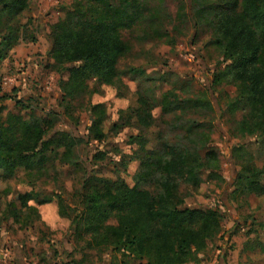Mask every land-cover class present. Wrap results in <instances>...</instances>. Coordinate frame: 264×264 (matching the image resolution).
Wrapping results in <instances>:
<instances>
[{
  "label": "rangeland",
  "instance_id": "1",
  "mask_svg": "<svg viewBox=\"0 0 264 264\" xmlns=\"http://www.w3.org/2000/svg\"><path fill=\"white\" fill-rule=\"evenodd\" d=\"M137 1L138 18L120 31L130 47L116 64L125 87L91 78L85 91L72 95L63 88L68 64H58L50 54V32L73 0H30L21 14L0 12V52L5 50L3 37L13 44L0 60L3 114L50 121L49 136L56 131L76 135L73 145L65 144L69 137L63 139L65 148L71 147L67 160L61 147L39 169L19 167L10 178L0 179V264H139L127 253L89 244L90 236L74 223L82 210L79 193L83 182L96 175L133 186L141 157L162 140L185 143V126L191 121L203 124L218 149L224 180L206 181L198 190L179 183L185 205L212 207L219 214L206 247L184 264H264V196L233 192L240 167L233 148L253 138L237 132L246 111L231 109L235 86L213 83L225 62L212 29L195 22L192 0ZM138 91L154 105L149 129L128 119L127 108L136 104ZM199 98L207 105L190 101ZM178 101L186 103L172 109ZM97 109L105 112L100 141L89 130ZM142 135L147 142L141 147ZM100 152L103 158L97 159ZM32 189L37 194L22 208L19 195ZM8 201L19 208L17 218L5 209ZM108 222L116 224V219Z\"/></svg>",
  "mask_w": 264,
  "mask_h": 264
},
{
  "label": "trees",
  "instance_id": "2",
  "mask_svg": "<svg viewBox=\"0 0 264 264\" xmlns=\"http://www.w3.org/2000/svg\"><path fill=\"white\" fill-rule=\"evenodd\" d=\"M29 1L0 0V12L21 14ZM192 1L196 5L195 22H206L211 27L225 62L216 71L213 83L228 82L235 86L231 109L246 111L238 122L237 132L253 138L233 148L240 166L233 192L264 196V0ZM114 2L73 0L72 7L66 8L54 23L50 54L58 64H68L69 77L63 86L66 94L85 91L91 78L102 84H118L121 89L123 83L116 64L130 47L120 31L132 26L138 18L135 11L138 1ZM1 42L5 50L0 52V60L13 46L9 37H3ZM5 98L0 88V179L10 178L19 167L28 171L39 169L49 154L57 155L61 147L64 148L61 157L69 158L71 147L66 149L65 144L73 145L75 134L56 131L49 136L50 121L29 120L17 113L4 115ZM190 101L207 105L202 98ZM183 103L186 101H178L172 109H181ZM153 108L151 99L138 91L136 104L127 108L128 119L140 128L149 129L154 124ZM162 108L167 110L165 105ZM95 112L97 116L89 130L91 138L100 141L104 136L105 112L102 109ZM202 126L199 122H187L185 143L162 140L159 148H150L141 157L133 186L118 178L97 175L83 182L84 192L78 196L82 210L74 223L90 236L89 244L127 253L138 259L139 264H184L206 247L207 239L218 228V211L185 205L179 189L181 181L198 190L206 181L224 180L218 149ZM143 135L141 147L147 142ZM65 136L70 141L64 144ZM253 146H257V153L253 152ZM96 157L101 159L103 155L100 152ZM36 194L33 189L20 194V206L29 207V200ZM5 209L13 217L19 215L14 201L6 202ZM112 216L116 224L108 222Z\"/></svg>",
  "mask_w": 264,
  "mask_h": 264
}]
</instances>
